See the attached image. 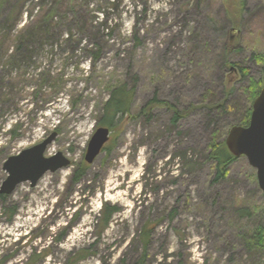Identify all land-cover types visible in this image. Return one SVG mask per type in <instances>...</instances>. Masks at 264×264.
<instances>
[{
	"label": "rangeland",
	"instance_id": "374dc122",
	"mask_svg": "<svg viewBox=\"0 0 264 264\" xmlns=\"http://www.w3.org/2000/svg\"><path fill=\"white\" fill-rule=\"evenodd\" d=\"M259 55L264 0H6L0 190L6 161L53 134L44 157L71 165L0 195V264H256L241 237L263 220L257 172L233 156L217 182L209 154L242 114L212 106L248 107L264 83ZM123 84L134 91L130 114L88 164L103 107ZM172 108L187 112L176 125ZM106 205L117 210L107 226Z\"/></svg>",
	"mask_w": 264,
	"mask_h": 264
},
{
	"label": "water",
	"instance_id": "95a60500",
	"mask_svg": "<svg viewBox=\"0 0 264 264\" xmlns=\"http://www.w3.org/2000/svg\"><path fill=\"white\" fill-rule=\"evenodd\" d=\"M110 136V129H97L87 149L85 161L88 164H92L101 155L110 141ZM56 138L57 134H53L42 144L6 161L3 169L8 177L1 187L0 195L10 196L24 183H30L31 187L35 188L48 172L55 173L71 165L62 154L50 159L44 157ZM226 146L232 156L245 157L249 165L256 170L264 197V89L253 104L249 126L232 128L226 139Z\"/></svg>",
	"mask_w": 264,
	"mask_h": 264
},
{
	"label": "trees",
	"instance_id": "16d2710c",
	"mask_svg": "<svg viewBox=\"0 0 264 264\" xmlns=\"http://www.w3.org/2000/svg\"><path fill=\"white\" fill-rule=\"evenodd\" d=\"M6 3V0H0V13ZM230 18V22L232 25V31H238L241 27V13L236 12L233 15H228ZM48 35V34H47ZM46 36V35H45ZM69 37V35H67ZM70 38V37H69ZM232 41V38H230ZM228 41L227 47L225 48V55H230L234 51V44H231V41ZM95 60H98L96 57ZM256 60L259 64L264 66V56L259 55L256 57ZM241 74L244 78L248 76V70L245 68H241ZM254 84H252L253 86ZM255 91L253 92L252 98L248 100V107L245 108L243 105L240 106L235 105L234 107L229 108L226 107L227 101H222L221 104L217 103L213 105L214 109L219 108L222 110V114H230L235 111L241 112V119L239 125L242 127H248L250 123V116L252 113V104L258 98L261 91L264 88V83L255 84ZM134 91H130L127 88L126 84H123L117 88L112 89L110 93L109 99L105 103L101 117L99 119L100 127L108 128L110 131H113L117 127H119L123 120V118L130 114V108L133 101ZM158 102L151 103L147 109L157 105ZM205 107V106H204ZM173 109V108H172ZM174 115L172 118V124L176 125L181 120V118L187 115V112H179L173 109ZM210 154L209 160L212 161L215 167L216 181H225L229 176V167L233 162H235V158L231 155L229 150L226 147L225 139H214V141L210 145ZM184 160H186L185 166L188 167L189 162L190 165H193V160H187L186 156H184ZM189 161V162H188ZM104 211V224L108 225L111 217L117 212V210H108L107 205L102 209ZM240 215L242 218H249L252 216L253 211H250L248 208H244L242 206L239 207ZM257 212V210H256ZM259 214L262 215L263 220L254 224L252 228H248V230L244 231L242 235L243 247L249 256H252L254 259H257L256 264H263L264 261V207L259 208ZM146 237V233H144Z\"/></svg>",
	"mask_w": 264,
	"mask_h": 264
},
{
	"label": "bare ground",
	"instance_id": "6f19581e",
	"mask_svg": "<svg viewBox=\"0 0 264 264\" xmlns=\"http://www.w3.org/2000/svg\"><path fill=\"white\" fill-rule=\"evenodd\" d=\"M114 190H115V189H114ZM114 190H113V191H114ZM76 200H77V199H76ZM47 210H48V209H47ZM42 211H43V210H41V212H42ZM41 212H40V213H41ZM29 215H30V214H29ZM57 215H58V214H57ZM54 216H55V215H54ZM54 216H53V217H54ZM58 216H59V215H58ZM29 220H30V219H29ZM56 220H57V219H56ZM85 220H86V219H85ZM52 221H53V220H52ZM58 222H59V221H58ZM83 222H84V221H83ZM56 223H57V221H56ZM56 223H54V224H56ZM29 224H30V223H29ZM85 224H86V222H85ZM83 225H84V224H83ZM79 227H80V226H79ZM84 227H85V226H84ZM23 228H24V227H23ZM77 230H78V229H77ZM74 231H75V230H74ZM75 232H76V231H75ZM84 232H86V231H84ZM84 232H83V233H84ZM84 234H85V233H84ZM77 235H78V234H77ZM82 236H83V235H82ZM85 236H86V235H85ZM87 236H88V235H87ZM76 237H77V236H76ZM79 237H80V236H79ZM73 238L75 239V237H73ZM71 239H72V238H71ZM80 239H81V238H80ZM77 240H78V239H77ZM66 241H68V240H66ZM73 241H74V240H73ZM81 241H82V240H81ZM77 242H78V241H77ZM73 243H74V242H73ZM67 245H68V244H67ZM65 246H66V245H65ZM62 248H64V247H62ZM62 250H63V249H62ZM60 251H61V250H60Z\"/></svg>",
	"mask_w": 264,
	"mask_h": 264
}]
</instances>
